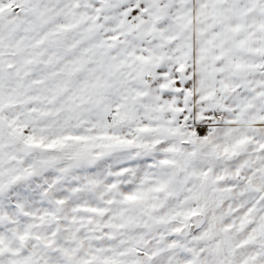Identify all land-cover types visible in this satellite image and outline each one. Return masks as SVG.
<instances>
[{
	"label": "snow or ice",
	"instance_id": "obj_1",
	"mask_svg": "<svg viewBox=\"0 0 264 264\" xmlns=\"http://www.w3.org/2000/svg\"><path fill=\"white\" fill-rule=\"evenodd\" d=\"M0 264H264V0H0Z\"/></svg>",
	"mask_w": 264,
	"mask_h": 264
}]
</instances>
